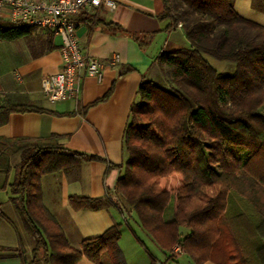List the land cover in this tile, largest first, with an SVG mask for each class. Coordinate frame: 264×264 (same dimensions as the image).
Masks as SVG:
<instances>
[{"label": "trees", "instance_id": "trees-1", "mask_svg": "<svg viewBox=\"0 0 264 264\" xmlns=\"http://www.w3.org/2000/svg\"><path fill=\"white\" fill-rule=\"evenodd\" d=\"M161 1L160 16L170 19L167 29L180 27L191 46L159 52L154 64L165 77L141 82L124 131L123 172L114 188L104 197L71 195L69 204L75 210L97 209L117 194L120 209L134 213L165 254L163 264H181V256L186 264H264V26L240 16L234 0ZM254 1L264 8V0ZM106 26L114 35L127 33L145 44L144 37L116 23ZM39 30L0 19V43L36 38ZM56 38L43 30L32 46L49 53L61 46ZM207 56L234 63V70L217 71ZM112 92L113 87L81 112ZM28 111L50 112L6 98L0 126L12 113ZM60 139L57 134L0 137V174L5 175L0 188L9 190L25 232L35 239L31 260L23 247L0 249L20 251V264H78L84 257L96 264H124L120 224L77 247L44 204V176L75 171L85 161H105L68 149ZM17 153L21 160L10 182L11 157ZM0 216L13 224L1 205ZM157 263L150 256L149 264Z\"/></svg>", "mask_w": 264, "mask_h": 264}, {"label": "crops", "instance_id": "crops-1", "mask_svg": "<svg viewBox=\"0 0 264 264\" xmlns=\"http://www.w3.org/2000/svg\"><path fill=\"white\" fill-rule=\"evenodd\" d=\"M116 1L118 5L115 10L105 7L88 9L78 18L77 34L83 51L104 63L103 78L98 80L94 76H86L78 100L51 102L43 93L42 78L61 67L59 48L40 54L39 49L31 44L23 58L13 64L12 76L8 72L0 74V104L6 98H11L50 111L12 113L8 122L0 126V137L41 138L57 134L61 136L60 143L64 147L103 157L105 161H85L79 169L69 173L59 171L44 176V204L59 220L73 245L78 247L84 239L101 235L111 226L120 224L119 246L131 245L136 250L146 247L148 257L154 256L157 264H163L165 260L150 252L135 231L139 225L131 221L132 212L120 209L122 201L117 194H113L109 203L103 202L97 209L75 210L69 204L71 195L104 197L114 188L123 172L119 166L125 162L124 131L129 122L130 109L138 100L139 86L145 79L161 81L165 77L163 69L154 64V59L162 50L177 49L174 35L176 30L182 31L180 27L167 29L170 19L160 16L163 11L161 0ZM234 8L240 16L264 26V8L254 0H234ZM91 18L95 20L91 22ZM109 23H116L129 33L144 37L145 44L139 45L127 33L114 35L108 32L106 25ZM57 42L61 43L60 37ZM116 55L119 56L117 61L114 60ZM111 87L113 92L106 101L81 112L84 106L102 97ZM109 164L115 167L109 170ZM4 179L5 175L1 178L0 186ZM0 205L5 213L3 203L0 202ZM14 214L21 226L7 214L13 224L0 216V245L20 250L23 247L26 249V260H31L29 250L24 246L29 234L25 232L16 208ZM146 260L144 264H149ZM20 262V251L0 249V264ZM78 264L96 263L84 257ZM203 264L215 263L206 261Z\"/></svg>", "mask_w": 264, "mask_h": 264}, {"label": "built area", "instance_id": "built-area-1", "mask_svg": "<svg viewBox=\"0 0 264 264\" xmlns=\"http://www.w3.org/2000/svg\"><path fill=\"white\" fill-rule=\"evenodd\" d=\"M116 0H0V19L25 27L52 31L61 39L60 69L42 78V90L51 101L78 100L86 76L103 78L104 63L86 54L80 45L77 25L88 9L117 8ZM114 60H119L115 56Z\"/></svg>", "mask_w": 264, "mask_h": 264}, {"label": "rangeland", "instance_id": "rangeland-1", "mask_svg": "<svg viewBox=\"0 0 264 264\" xmlns=\"http://www.w3.org/2000/svg\"><path fill=\"white\" fill-rule=\"evenodd\" d=\"M174 42H177L176 48H188L191 46V42L184 36V32L181 30H176L175 33ZM36 38H22L19 40H15L12 42H1L0 43V74L4 72H8L9 75L12 76L13 74V64L20 60V58H23L25 52L31 48V44L36 43L38 41V37H43V30H39L35 36ZM56 40H59V37L56 38ZM171 48V47H170ZM174 48V47H173ZM208 61L211 65L214 66L215 69L219 72L228 73L232 72L234 70V63L227 62V61H219L213 57L207 56ZM161 83V82H160ZM162 84V83H161ZM21 160V156L19 153L14 154L12 156L11 165H12V174L10 181H13L16 177V165L19 164ZM3 174H0V182ZM11 194L9 190H0V202L3 203V211L10 217H12L14 220H16L17 224L21 226V222L16 218L15 216V207L12 205V203L9 201ZM131 221L136 223V216L134 213H132V219ZM137 230V234L140 237L141 240H143L148 247V250L152 253H154L156 256H159V258L164 261L166 256L165 254L154 244V242L147 236V234L140 228V226L136 227L135 231ZM184 232H187V229L183 228ZM125 235H129L128 233H125ZM130 236V235H129ZM24 246L28 248V255H30V258L33 257L32 255V248L35 244V239L32 235H29V238L25 242L24 240ZM137 245V244H136ZM123 247V246H122ZM120 246V253L122 256V261L124 264H144V261L146 260L147 263L150 262V258L148 257V253L146 252L147 249L144 247L137 248L139 250H136L134 246H128L123 247ZM140 247V246H139ZM140 249L143 251H140ZM135 250V251H134ZM187 257L183 256L180 258L181 264L187 263ZM42 264V263H40Z\"/></svg>", "mask_w": 264, "mask_h": 264}]
</instances>
